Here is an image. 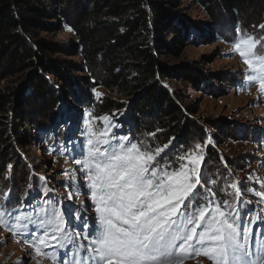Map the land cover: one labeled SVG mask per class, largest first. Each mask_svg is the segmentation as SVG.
Returning <instances> with one entry per match:
<instances>
[{
	"label": "snow or ice",
	"instance_id": "obj_1",
	"mask_svg": "<svg viewBox=\"0 0 264 264\" xmlns=\"http://www.w3.org/2000/svg\"><path fill=\"white\" fill-rule=\"evenodd\" d=\"M259 27L264 29V24ZM236 32L232 50L246 66L244 85L256 84L258 92L264 94V52L260 50L264 37L245 34L240 28ZM93 94L97 100L103 96L95 88ZM115 116L95 117L87 111L82 139L79 143L70 140L67 148L78 166V171L64 173L68 199L73 198V192L87 195L94 220L84 214L88 205L82 201L84 212L74 211L79 223L72 225L67 218L73 209L58 207L54 199L44 198L53 189L41 176L45 207L29 212L24 201L19 208H9L12 189L3 191L0 227L16 236L18 243L23 239L36 256L44 255L52 264H185L198 256L210 264H264V228L257 232L253 227L264 218L249 215L251 200L243 199L241 182L229 184L235 190L234 202H217L216 193L208 186L216 183L206 180L202 167L210 138L179 155L176 165L170 156L161 163L162 154L175 138L155 148L143 141L134 142L127 135L116 134L114 129L121 125L114 121ZM96 120L103 128L94 127ZM60 152L65 154V149ZM8 169L12 170L11 164ZM257 182L261 191H247L260 198L257 204H264V179L257 178ZM33 187L30 183L26 196ZM72 228L77 230L73 233Z\"/></svg>",
	"mask_w": 264,
	"mask_h": 264
},
{
	"label": "rangeland",
	"instance_id": "obj_2",
	"mask_svg": "<svg viewBox=\"0 0 264 264\" xmlns=\"http://www.w3.org/2000/svg\"><path fill=\"white\" fill-rule=\"evenodd\" d=\"M162 1H171L180 11L184 22L194 24L197 29L190 30V38L183 45L177 44L175 53L162 55L161 59L174 70L197 66L202 69L209 82L191 86L178 75L162 81L166 89L175 90L185 104L194 108L193 121L208 127V130L198 137H174L166 154H162L164 159L161 163L170 156L172 164L176 165L179 155L194 149L195 143L203 145V142L210 138L212 143L204 149L205 162L202 167L206 180L216 181L215 184L208 185L214 192L219 193L220 201H216L222 203L224 199H228L234 202L235 190L231 189L229 184L239 181L241 191L244 192L243 199L251 200V204L247 206L249 215L264 218V204H257L260 198L247 191L248 188L261 191L257 178L264 179V94L258 92L256 84L244 85L246 66L239 54L232 50V42L237 39V28L256 38L264 37V29L259 27L264 24V5L259 2L247 12L223 11L210 18L196 0ZM41 36L65 43L73 39L68 28H63L54 35L42 33ZM260 50L264 52V42ZM72 59L77 63L81 60L78 56H73ZM78 75L84 73L78 72ZM93 88L103 94L100 100L94 96ZM107 98L124 102L125 107L112 108L101 113L102 104ZM132 98L110 93L102 86L89 82L83 95L69 98L66 103L60 100L59 111L47 121L48 123H39L34 114L36 110L31 108L34 115L26 117L20 128V131L31 135L27 144L22 148L10 149L9 145H5L0 149V193L12 189L8 207L19 208L24 201H27L25 210L29 212L37 206L45 207L41 199L42 182L39 179L44 176L48 181L47 186L53 189L44 198L54 199L58 207L73 209V215L67 218L72 225L79 223L75 219L74 211L80 209L84 212L82 201L88 205L84 214L94 220L95 212L87 195H77L73 192V198L68 199L69 189L65 186L67 178L64 175L66 171H78V166L73 162L67 148L71 147L70 140L79 143L82 139L80 133L84 130L85 113L91 110L95 117L115 113L114 121L121 125L120 128L114 129L117 135H127L134 139V142L143 141L151 148L162 147L173 138L147 128L145 121L149 118L138 116L135 110H132ZM89 119L91 121V117ZM217 124L218 128L214 126ZM94 127L103 128V123L96 120ZM149 133L155 135H148ZM62 148L65 149L63 155L60 152ZM211 153L214 159L210 158ZM9 164L12 165L11 171L8 169ZM250 176L253 177L252 180L249 179ZM80 182L84 183L83 180ZM30 183L34 187L26 196ZM84 191H87L86 187ZM201 194L204 195L203 189ZM253 227L259 232L264 228V221L258 220ZM71 230L74 233L77 229ZM17 239L8 229L0 227V264H52L46 256H36L23 239H20L19 243ZM185 264L210 262L205 257L198 256L185 260Z\"/></svg>",
	"mask_w": 264,
	"mask_h": 264
},
{
	"label": "trees",
	"instance_id": "obj_3",
	"mask_svg": "<svg viewBox=\"0 0 264 264\" xmlns=\"http://www.w3.org/2000/svg\"><path fill=\"white\" fill-rule=\"evenodd\" d=\"M196 1L210 18L264 5V0ZM63 28L72 29L73 39L66 43L41 36ZM191 29L197 27L184 22L171 1L0 0V149L27 144L31 135L20 128L32 109L45 123L59 111L60 100L83 95L89 82L133 97L132 110L149 118L145 126L153 132L198 137L208 127L194 122V108L162 84L177 75L191 86L209 82L197 66L174 70L161 59L175 53ZM117 107L125 103L107 98L100 112Z\"/></svg>",
	"mask_w": 264,
	"mask_h": 264
}]
</instances>
